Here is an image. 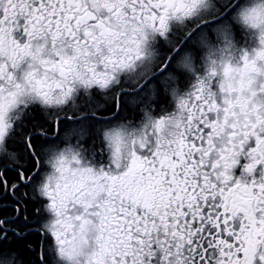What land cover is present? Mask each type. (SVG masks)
<instances>
[{"label":"snow or ice","instance_id":"6c2138e0","mask_svg":"<svg viewBox=\"0 0 264 264\" xmlns=\"http://www.w3.org/2000/svg\"><path fill=\"white\" fill-rule=\"evenodd\" d=\"M0 264H264V0H0Z\"/></svg>","mask_w":264,"mask_h":264}]
</instances>
